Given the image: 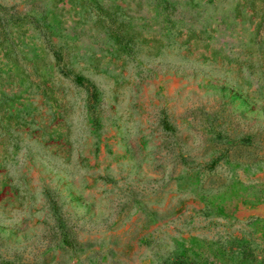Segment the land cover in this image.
Instances as JSON below:
<instances>
[{
  "label": "rangeland",
  "instance_id": "obj_1",
  "mask_svg": "<svg viewBox=\"0 0 264 264\" xmlns=\"http://www.w3.org/2000/svg\"><path fill=\"white\" fill-rule=\"evenodd\" d=\"M0 264H264V0H0Z\"/></svg>",
  "mask_w": 264,
  "mask_h": 264
},
{
  "label": "trees",
  "instance_id": "obj_2",
  "mask_svg": "<svg viewBox=\"0 0 264 264\" xmlns=\"http://www.w3.org/2000/svg\"><path fill=\"white\" fill-rule=\"evenodd\" d=\"M54 54H55V56H56L58 61H61L63 59V55H62V53L59 50L55 49L54 50Z\"/></svg>",
  "mask_w": 264,
  "mask_h": 264
}]
</instances>
